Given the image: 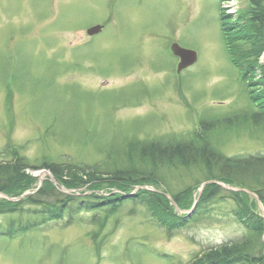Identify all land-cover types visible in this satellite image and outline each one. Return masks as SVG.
Listing matches in <instances>:
<instances>
[{
  "label": "rangeland",
  "instance_id": "rangeland-1",
  "mask_svg": "<svg viewBox=\"0 0 264 264\" xmlns=\"http://www.w3.org/2000/svg\"><path fill=\"white\" fill-rule=\"evenodd\" d=\"M237 5L232 21L247 0L224 1L226 14ZM220 14L219 0H0V160L11 159L13 149L33 166L92 165L108 155L117 162L134 138H185L200 120L250 111L224 46ZM95 25L102 30L88 37ZM170 43L195 52V62L177 73ZM226 129L208 136L224 154L264 151V127L254 134L240 122ZM41 170L51 174L28 171ZM201 184L178 215L188 214ZM89 191L118 192L102 184ZM249 196L260 213L262 205ZM212 207L213 216L170 236L139 204L126 202L111 214L81 212L68 226L51 221L0 237V264H185L246 231L230 212L232 202ZM19 217L0 216V225Z\"/></svg>",
  "mask_w": 264,
  "mask_h": 264
},
{
  "label": "trees",
  "instance_id": "trees-1",
  "mask_svg": "<svg viewBox=\"0 0 264 264\" xmlns=\"http://www.w3.org/2000/svg\"><path fill=\"white\" fill-rule=\"evenodd\" d=\"M247 4L245 12L242 11L235 21L230 20L231 16L224 11H221L220 21L224 46L240 74L251 104L250 111L240 110L235 115L228 113L222 118L200 120L185 138L174 135L134 138L125 143V160L117 162H110L108 155L92 165L43 161L40 166H33L24 156H19L17 150L11 149V159L0 160V193L7 197L17 198L33 189L36 178L28 172L29 169H48L67 189H79L83 183L86 186L76 194L64 193L45 179L35 192L15 201L0 197V216H20L16 222L12 220L5 226L0 225V237H18L51 221L63 220V225L68 226L81 212L104 208L107 214H111L126 202L144 206L153 221L170 236L211 214L214 204L229 200L233 203L230 212L245 227V233L236 240L194 253L185 264H264V217L256 210L249 193L227 190L218 184L221 182L249 191L256 195L264 209V151L226 155L208 137L213 130L221 127L227 130L238 122L246 124L250 133L264 127V66L260 63L264 51V0H247ZM184 178L189 179V183L181 187L171 183L174 179L183 181ZM202 182L208 183L188 215H178L163 191L141 187L151 185L161 190L165 186L177 208L184 209L188 205L185 198ZM100 184L118 192L97 194L89 191ZM132 186L139 188L126 197Z\"/></svg>",
  "mask_w": 264,
  "mask_h": 264
},
{
  "label": "water",
  "instance_id": "water-1",
  "mask_svg": "<svg viewBox=\"0 0 264 264\" xmlns=\"http://www.w3.org/2000/svg\"><path fill=\"white\" fill-rule=\"evenodd\" d=\"M100 30H101L100 26H93L87 30V33L89 35H92V34L98 33ZM170 51L174 56L178 57V59H179V61L177 63V67H176L177 72H180L182 69L190 66L196 60L195 52H193L192 50L182 48L177 43H172L170 45ZM203 185H202V187H203Z\"/></svg>",
  "mask_w": 264,
  "mask_h": 264
},
{
  "label": "bare ground",
  "instance_id": "bare-ground-1",
  "mask_svg": "<svg viewBox=\"0 0 264 264\" xmlns=\"http://www.w3.org/2000/svg\"><path fill=\"white\" fill-rule=\"evenodd\" d=\"M263 60H264V57H263ZM38 174L40 175V177H42V178H43V176H44V175H43V174H44V172H41V171H40V173H38Z\"/></svg>",
  "mask_w": 264,
  "mask_h": 264
}]
</instances>
